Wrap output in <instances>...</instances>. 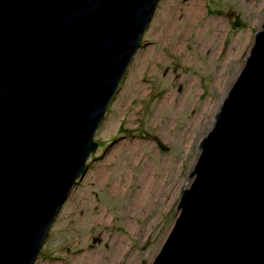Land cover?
Segmentation results:
<instances>
[{
    "label": "water",
    "instance_id": "water-1",
    "mask_svg": "<svg viewBox=\"0 0 264 264\" xmlns=\"http://www.w3.org/2000/svg\"><path fill=\"white\" fill-rule=\"evenodd\" d=\"M160 1L0 0V264L35 262ZM198 149L150 264H264V23Z\"/></svg>",
    "mask_w": 264,
    "mask_h": 264
},
{
    "label": "rangeland",
    "instance_id": "rangeland-1",
    "mask_svg": "<svg viewBox=\"0 0 264 264\" xmlns=\"http://www.w3.org/2000/svg\"><path fill=\"white\" fill-rule=\"evenodd\" d=\"M263 23L264 0L160 1L33 264H150L177 216L199 140ZM145 177L165 190L140 208Z\"/></svg>",
    "mask_w": 264,
    "mask_h": 264
},
{
    "label": "bare ground",
    "instance_id": "bare-ground-1",
    "mask_svg": "<svg viewBox=\"0 0 264 264\" xmlns=\"http://www.w3.org/2000/svg\"><path fill=\"white\" fill-rule=\"evenodd\" d=\"M200 13H201V6L199 4H196L195 6H192V8L189 12V15L195 18L197 16L199 17ZM213 24L215 25V27L217 29H220V30L225 27L223 22L218 20V19H215L213 21ZM219 82H221V84H222L223 79L219 80ZM209 106L212 107L213 110L216 108V105L215 104L212 105V103H210ZM179 186H178V188H179ZM178 188H176V191L173 195L174 201L177 197L176 195L178 192ZM164 190H165V186L163 184H161L158 180L153 179V181H152V180L146 179V177H145L144 183L138 188V193H139V200L137 201L138 206L140 208L151 207L152 204L155 203L158 195ZM168 192H170V189H168ZM128 225H129L128 226V228H129L131 226V223H129ZM118 244H119V247L122 245L120 240L118 241ZM91 261H94V259L91 258Z\"/></svg>",
    "mask_w": 264,
    "mask_h": 264
}]
</instances>
